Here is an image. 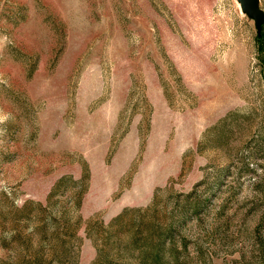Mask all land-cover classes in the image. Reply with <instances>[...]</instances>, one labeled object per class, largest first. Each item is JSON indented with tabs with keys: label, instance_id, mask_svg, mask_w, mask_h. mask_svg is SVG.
Segmentation results:
<instances>
[{
	"label": "rangeland",
	"instance_id": "374dc122",
	"mask_svg": "<svg viewBox=\"0 0 264 264\" xmlns=\"http://www.w3.org/2000/svg\"><path fill=\"white\" fill-rule=\"evenodd\" d=\"M255 5L0 0V264H93L100 248L105 264L147 219L129 214L110 240L101 223L197 184L211 194L209 228L184 233L205 240L197 264L264 263Z\"/></svg>",
	"mask_w": 264,
	"mask_h": 264
},
{
	"label": "trees",
	"instance_id": "16d2710c",
	"mask_svg": "<svg viewBox=\"0 0 264 264\" xmlns=\"http://www.w3.org/2000/svg\"><path fill=\"white\" fill-rule=\"evenodd\" d=\"M198 186L189 192L179 193L172 204H161L154 197L145 207H126L109 224L103 226L101 223L100 230L107 236L104 239L110 240L111 236L106 232L121 225L129 214L136 213L147 219L138 220L128 242L124 243L122 237L115 235L113 244L120 249V253L115 259L108 258L105 264H197L196 259L206 261L205 240L201 237L193 240L184 234L193 228V223L198 227L204 226V229L209 228L203 222V217L208 212L211 194H199ZM78 197L80 206L82 194ZM87 233L96 243L97 238L91 232ZM124 234L127 233L124 231ZM104 239L103 244H108ZM193 250L197 252L196 256H192ZM102 253L100 248L93 264H98Z\"/></svg>",
	"mask_w": 264,
	"mask_h": 264
},
{
	"label": "water",
	"instance_id": "95a60500",
	"mask_svg": "<svg viewBox=\"0 0 264 264\" xmlns=\"http://www.w3.org/2000/svg\"><path fill=\"white\" fill-rule=\"evenodd\" d=\"M245 6H247L249 9L255 8V0H244Z\"/></svg>",
	"mask_w": 264,
	"mask_h": 264
}]
</instances>
